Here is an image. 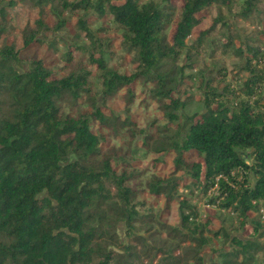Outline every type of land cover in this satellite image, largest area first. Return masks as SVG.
<instances>
[{
	"label": "trees",
	"instance_id": "16d2710c",
	"mask_svg": "<svg viewBox=\"0 0 264 264\" xmlns=\"http://www.w3.org/2000/svg\"><path fill=\"white\" fill-rule=\"evenodd\" d=\"M5 1L0 0L2 21L7 16ZM179 1L180 6L172 0L8 1V6L18 2L41 9L49 6L57 29L65 26L66 11L86 9L96 20L111 17L121 27L123 46L133 55L136 67L130 74L112 67L108 51L98 45L101 39L82 17L78 25L90 43L77 48L88 61H74L68 50L65 59L72 67L61 77H55L35 54L26 58L13 46L0 47V264H145L138 260L134 245L128 247L127 255L107 249L115 241L117 220L133 230L138 214L133 207L139 191L131 185L126 167L120 170L114 165L113 138L143 131L135 129L130 115L122 119L114 111L107 113L105 103L99 105L89 65L99 71L104 102L125 94L126 111L136 100L138 80L152 85V96L168 121L176 123L177 139L171 143L174 172L184 171L195 189L207 192L217 185L219 194L211 202L236 213L243 230L251 212L264 210V110L257 105L261 102L264 107V69L253 64L264 58V43L236 48L233 35L223 43V52L232 48L246 57L242 66L249 75L244 89L254 102L242 100L235 105L230 100L228 105L210 91L214 96L206 97L203 112L177 122V110L187 106L184 87L195 79L188 73L197 67L194 56L215 28L227 26V13L234 7L239 8V17L249 19L260 0ZM178 10L180 17L175 21ZM210 16L212 25L196 32ZM36 23L37 29L24 36L26 48L42 42L38 30L47 25L40 18ZM5 30L0 26V35ZM82 102L93 108L92 113L73 112ZM92 118L98 120L100 133L92 129ZM155 138V133H149L143 141L149 146ZM157 150L165 146L160 144ZM247 150L251 162L241 155ZM178 186L177 178L161 176H154L147 185L152 194L165 197L168 208L176 202ZM185 208L196 212L180 201L181 220L187 227L191 214H185ZM251 223L246 239L235 236L232 250L219 251L223 264H239L241 255L246 256L244 262L264 256V225L256 218ZM174 230L185 235L179 228ZM190 238L199 247L206 243L203 235ZM199 252L195 249L202 264ZM178 262L173 257L155 264Z\"/></svg>",
	"mask_w": 264,
	"mask_h": 264
},
{
	"label": "rangeland",
	"instance_id": "374dc122",
	"mask_svg": "<svg viewBox=\"0 0 264 264\" xmlns=\"http://www.w3.org/2000/svg\"><path fill=\"white\" fill-rule=\"evenodd\" d=\"M8 1L2 3V6H6L7 16L4 21L0 18V26L6 28L0 35V47L13 46L26 58L35 54L52 68L55 77H61L66 75L72 67L71 62L65 59L68 50L73 53L74 61L80 59L83 62L88 61L87 55L77 48L85 47L84 45L90 43L86 33L78 25V20L82 17L87 21L95 37L101 39L98 45H103L108 51L110 65L122 73L130 74L134 71L136 64L132 62L133 55L127 52L122 43L123 31L111 17L104 16L96 20L92 12L86 9L66 11L63 17L67 19V22L62 29H57L55 14L49 6L41 9L22 2L8 6ZM172 1L177 6L181 4L179 0ZM179 12L178 10L175 21L180 17ZM213 13L218 16L217 11ZM238 13V6L234 7L231 13H227L225 22L227 26L215 28L200 52L194 56L197 67L191 71L188 70V73L195 75V79L188 80V84L184 87L185 92L182 93V98H187V106L177 110L178 123H182L186 115L203 112L206 107V97L214 96L210 91L215 92L218 95L217 99L224 104L231 105L230 100H233L235 105L242 100L254 102L255 98L250 97L244 89V83L249 75L242 66L246 63V57L232 48H229L227 53L223 52V43H226V38L231 35L235 37L236 48L241 46L246 49L248 44L264 43V0H260L257 9L253 11L249 19L239 17ZM39 18L47 25L46 28L38 30V37L42 39V42L26 48L24 36L30 34L31 29H37L36 21ZM212 19L213 17H208L196 27L195 31L209 28L212 25ZM170 30L172 32L173 28ZM253 64L260 70L264 69V58L254 60ZM89 68L92 71L91 87L99 98V105L102 106L105 103L107 113L114 111L122 119L130 115V119L136 124L135 129L143 131L141 133L139 130H134V133L139 131L134 136L131 131H127L113 138L116 148L110 154L113 156L114 165L120 170L126 167L131 173V185L139 191L133 207L138 214H135L137 216L133 222V230L129 229L124 220H117L114 227L115 241L111 240L113 244H109L107 249H114L118 253L127 255L128 247L134 245L139 252L138 260L145 264L152 261L155 264L161 262L163 258L172 259L173 257L178 258L177 264H200L197 261L200 254H195V249L198 248L203 256L202 264H223L218 257L219 251L232 250L234 248L232 240L235 236L246 239L249 231H252L253 223L251 222L254 218L264 225V210L251 212L246 230H243L236 213L223 209L219 203L211 202L212 197L219 194L216 187L207 192L202 188L195 189V185L184 171L174 172L175 151L171 149V143L177 139L176 123H170L164 115L159 102L151 94L152 85L138 80L136 100L130 106V111H126L125 94H119L104 102L99 71L96 65H89ZM257 105L264 110L261 102ZM66 109L71 110L70 104L66 105ZM76 110L92 113L93 108L82 102L73 112ZM99 126L98 120L92 118V129L100 133ZM149 133H155L156 138L151 145L147 146L143 139ZM160 144L165 146V150H157ZM241 155L247 162H251L249 150L241 151ZM154 176L179 180L176 202L172 203L170 208L167 207L163 195L156 196L149 191L147 185ZM180 201H186L196 212L191 214V209L185 208V214H191L187 227L181 220ZM172 227L179 228L185 235L175 233L176 230H172ZM219 231H225L228 237ZM138 235H141L143 239H137ZM200 235H203L206 241L201 247L190 238V236L199 237ZM133 257L137 256L134 254ZM239 259V264H264L262 255L247 262H244L246 259L244 255H241Z\"/></svg>",
	"mask_w": 264,
	"mask_h": 264
},
{
	"label": "built area",
	"instance_id": "2783aa9c",
	"mask_svg": "<svg viewBox=\"0 0 264 264\" xmlns=\"http://www.w3.org/2000/svg\"><path fill=\"white\" fill-rule=\"evenodd\" d=\"M214 187H216V190H217L218 186L216 185V186H214Z\"/></svg>",
	"mask_w": 264,
	"mask_h": 264
}]
</instances>
